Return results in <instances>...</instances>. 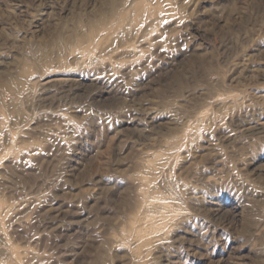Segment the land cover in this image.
Instances as JSON below:
<instances>
[{
    "label": "rangeland",
    "instance_id": "obj_1",
    "mask_svg": "<svg viewBox=\"0 0 264 264\" xmlns=\"http://www.w3.org/2000/svg\"><path fill=\"white\" fill-rule=\"evenodd\" d=\"M0 264H264V0H0Z\"/></svg>",
    "mask_w": 264,
    "mask_h": 264
}]
</instances>
